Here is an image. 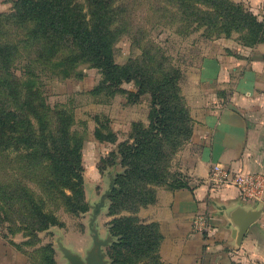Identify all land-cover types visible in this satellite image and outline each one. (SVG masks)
Returning a JSON list of instances; mask_svg holds the SVG:
<instances>
[{
	"label": "trees",
	"instance_id": "1",
	"mask_svg": "<svg viewBox=\"0 0 264 264\" xmlns=\"http://www.w3.org/2000/svg\"><path fill=\"white\" fill-rule=\"evenodd\" d=\"M159 2L153 8L156 14L168 17L181 33L205 27L208 36L217 38L240 32L246 47L264 42V18L241 2ZM126 5L125 0H87L85 10L76 0H16L14 10L0 13V221L37 231L60 224L55 210L61 202L75 213L89 210L83 139L74 130L73 114L47 103L34 67L66 65L69 76L71 65L84 58L105 75L98 90L122 91L133 103L147 93L152 98L149 122L133 121L128 138L98 165L101 171L122 167L113 175L108 194L109 215L114 216L109 222L113 240L107 247L111 264H165L158 224L143 222L138 211L156 200L157 186H184L171 167L191 138L193 119L181 93L182 71L156 41L147 47L140 42L138 58L125 64L115 60L111 45L126 27ZM20 58L26 60L22 76L13 71ZM130 82L136 90L123 87ZM96 133L99 139H117L112 130L105 134L98 127ZM8 177L12 180H4Z\"/></svg>",
	"mask_w": 264,
	"mask_h": 264
},
{
	"label": "crops",
	"instance_id": "2",
	"mask_svg": "<svg viewBox=\"0 0 264 264\" xmlns=\"http://www.w3.org/2000/svg\"><path fill=\"white\" fill-rule=\"evenodd\" d=\"M249 2L253 12L263 15L264 0ZM215 42L219 44L215 53L203 55L197 66L183 67L181 91L193 132L177 151L171 170L184 186H157L156 200L138 211L143 222L158 224L163 235L159 253L165 264H264V191L259 198H247L235 184L209 181L215 164L264 175V42L254 47L230 38ZM128 114L122 115L125 135L133 121L149 122L148 110L129 121ZM111 186L112 179L101 197L106 209ZM238 207L262 210L240 243L232 219ZM113 218L109 215L106 220ZM104 231L112 237L109 246L113 240L109 223ZM4 240L0 236V264H16L10 259L15 249L3 250ZM84 246L75 249L79 252Z\"/></svg>",
	"mask_w": 264,
	"mask_h": 264
},
{
	"label": "rangeland",
	"instance_id": "3",
	"mask_svg": "<svg viewBox=\"0 0 264 264\" xmlns=\"http://www.w3.org/2000/svg\"><path fill=\"white\" fill-rule=\"evenodd\" d=\"M235 1L249 8V0ZM76 2L87 10V0H76ZM125 2L129 8L127 24L123 31H118L116 40L111 45L118 64H125L140 57L143 51L140 42L147 47L150 41H156L172 62L181 69L183 76V67L197 66L201 63L203 55L211 51L216 52L219 44L215 40L218 38L234 39L244 46L240 40L242 38L240 32L217 38L208 36L205 27H189V32L181 33L179 26L172 25L168 17H160L156 14L153 8L161 4L159 0H125ZM15 4L16 0H0V13L11 12L15 9ZM259 16L263 19L264 13ZM223 48L228 52L232 51V48H227L225 44ZM151 53H154L153 50ZM62 62H64L63 59ZM25 64V59L16 60L13 71L18 76L24 75ZM34 67L39 74L36 79L37 85L41 87L47 103L51 107L67 108L73 114L76 134L83 139L84 190L89 210L75 213L61 202L56 210L54 208L60 224L37 231L32 228L24 230L20 224H14L12 221H0V236L9 245L2 246V249L5 250L7 247L15 249V255L13 254L10 259L16 264H68L69 259L64 255L59 242L61 241L73 252L86 257L88 250L94 244L90 227L94 217L96 218L93 226L99 230L100 237H108L104 230L109 223L106 220L109 216V208L105 207V197L102 201L101 197L110 188L113 175L121 171L122 167L107 166L104 171H101L98 165L103 157L117 150L119 143L129 136L132 123L125 135L123 130L126 123L123 126L122 122L125 118L122 115L130 112L126 119L129 121L132 117L145 115L148 110L149 120L152 98L151 94L147 93L150 97L145 94L140 101L133 103L129 102L128 94L122 91H116L113 94L109 87L98 90L105 75L100 67L84 58L71 65L73 72L69 76H66V65L52 69ZM123 87L130 90L137 89L135 82L124 83ZM98 127H101L105 134L107 130H112L117 135L116 141L99 139L96 133ZM7 179L12 180L11 177L4 178V180ZM33 186L37 188L35 184ZM37 191L40 192V189ZM76 245L85 246L78 252L75 249ZM107 247L108 245L103 250L109 256ZM6 263L9 262L6 261Z\"/></svg>",
	"mask_w": 264,
	"mask_h": 264
},
{
	"label": "water",
	"instance_id": "4",
	"mask_svg": "<svg viewBox=\"0 0 264 264\" xmlns=\"http://www.w3.org/2000/svg\"><path fill=\"white\" fill-rule=\"evenodd\" d=\"M261 209H244L238 207L235 211V215L232 217L235 225L238 227V241L239 243L245 236L249 226L255 222L261 215ZM94 217L90 224L91 230L93 232V247L88 250L87 256L83 257L81 254L73 252L70 248L60 243L61 249L64 255L69 259L68 264H108L109 260L106 257V253L103 250L105 246L109 244L112 237L108 235L106 238H101L99 230L93 226L95 221Z\"/></svg>",
	"mask_w": 264,
	"mask_h": 264
},
{
	"label": "built area",
	"instance_id": "5",
	"mask_svg": "<svg viewBox=\"0 0 264 264\" xmlns=\"http://www.w3.org/2000/svg\"><path fill=\"white\" fill-rule=\"evenodd\" d=\"M209 181L216 185L235 184L247 198H259L264 191V175L253 172H239L222 164L211 169Z\"/></svg>",
	"mask_w": 264,
	"mask_h": 264
}]
</instances>
